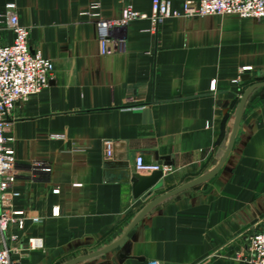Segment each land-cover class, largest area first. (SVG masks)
<instances>
[{
    "label": "crops",
    "instance_id": "0c3cea01",
    "mask_svg": "<svg viewBox=\"0 0 264 264\" xmlns=\"http://www.w3.org/2000/svg\"><path fill=\"white\" fill-rule=\"evenodd\" d=\"M151 1L0 0V46L14 36L4 16L14 2L29 45L53 64L48 86L7 117L18 171L12 208L23 219L21 230L10 228L18 239H6L13 264H61L115 241L148 201L218 163L241 92L264 81V16H169L152 33ZM168 1L181 11L186 0ZM93 2L103 17H118L125 3L145 15L121 30L123 52H99L87 14ZM137 154L163 173L159 187L134 197L129 175ZM260 230L264 85L246 98L213 177L160 201L120 246L73 264H243L248 237ZM30 236L42 247L26 249Z\"/></svg>",
    "mask_w": 264,
    "mask_h": 264
},
{
    "label": "built area",
    "instance_id": "2783aa9c",
    "mask_svg": "<svg viewBox=\"0 0 264 264\" xmlns=\"http://www.w3.org/2000/svg\"><path fill=\"white\" fill-rule=\"evenodd\" d=\"M92 11L87 14L93 17L92 21L97 31L99 52L101 54L123 52L126 48V39L121 35L131 21L143 18L145 15L135 10L131 3H125L118 17H103L99 11L100 3L90 4ZM235 14L238 17L261 18L264 16V0H186L181 11L172 10L168 0H152L150 28L156 33L164 18L169 16H204V15ZM4 16L6 26L13 32L10 43L0 46V233L6 235L0 242V264H13L12 248L7 244L16 241L18 235L10 232L12 226L18 230L23 228V219L18 211H14L13 201L19 192L13 189L17 179L13 142L10 134V122L7 117L11 114L17 102L24 101L30 96L41 92L48 86L53 71L52 61L45 57L40 49H32L28 42V27L19 23L14 2L5 5ZM242 67L241 70H245ZM213 86V81H212ZM102 152L105 159L112 156V141L106 139L102 143ZM43 170L49 171L48 165L38 164ZM136 172L151 173L160 170L161 166L144 161L141 154L134 157ZM57 192L58 189H54ZM58 207L52 208V215H58ZM42 247L39 237L27 238L29 250ZM146 264H161L156 259H149ZM243 264H264V230L252 233L247 240Z\"/></svg>",
    "mask_w": 264,
    "mask_h": 264
},
{
    "label": "water",
    "instance_id": "95a60500",
    "mask_svg": "<svg viewBox=\"0 0 264 264\" xmlns=\"http://www.w3.org/2000/svg\"><path fill=\"white\" fill-rule=\"evenodd\" d=\"M248 75L247 74H243L242 75V79H248ZM264 85V81H257V82H253L250 83L246 88L243 89V91L241 92L237 103L235 105L234 108V113H233V123H232V127H231V131L228 135L225 147L223 149V152L221 154V156L218 159V163L209 171L201 174L200 176L188 181L187 183H184L166 193H163L161 195H158L156 197H154L153 199H151L150 201H148L143 207L142 209L135 215V217L132 219V221L129 223V225L127 226V228L124 230V232L120 235V237H118L115 241H113L112 243L96 250L93 251L91 253L85 254V255H81V256H77V257H73L70 260L61 263V264H73L82 260H85L87 258H91L100 254H104L112 249H114L117 246H120L124 239L126 238V234L127 232L152 208L154 207L156 204H158L160 201L175 195L183 190H186L188 188L194 187L196 185H199L205 181H207L208 179H210L211 177H213L217 172L218 169L220 168L221 164L223 163L224 159L226 158L229 149L232 145V142L234 140L236 131H237V127L239 124V120H240V116H241V112L245 103L246 98L248 97V95L250 94V92L258 87V86H263ZM164 160H167V157H159L157 159L158 163L161 164ZM164 164L168 165L171 164L168 161H164ZM162 170H155L153 172H151L150 174L147 175H142L139 174L137 172L131 173L129 175V181L131 182V186H132V193L134 197H139L141 195H145V194H150L152 192L153 189L159 187L162 184V180H161V176H162Z\"/></svg>",
    "mask_w": 264,
    "mask_h": 264
}]
</instances>
